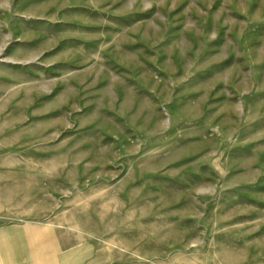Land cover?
<instances>
[{
  "label": "rangeland",
  "instance_id": "1",
  "mask_svg": "<svg viewBox=\"0 0 264 264\" xmlns=\"http://www.w3.org/2000/svg\"><path fill=\"white\" fill-rule=\"evenodd\" d=\"M219 4L0 0V264H264V102Z\"/></svg>",
  "mask_w": 264,
  "mask_h": 264
},
{
  "label": "crops",
  "instance_id": "2",
  "mask_svg": "<svg viewBox=\"0 0 264 264\" xmlns=\"http://www.w3.org/2000/svg\"><path fill=\"white\" fill-rule=\"evenodd\" d=\"M234 3L231 5V0H218L221 4L214 7L218 10L219 6L223 5L222 9L227 15V21L223 22L219 26V31L227 33L226 30H234L239 27L240 47L244 48V66H243V76L237 80H232L228 82L231 86H238V94L240 100L245 104V113H259V103L264 102V36L261 37V32L264 31V0H245L248 3L246 8L244 5L241 6L240 0H233ZM239 17L245 20L241 22L240 26L236 25L235 19L233 17ZM235 20L234 22H232ZM213 39H216L218 35L214 36L211 33ZM236 36V35H235ZM216 37V38H215ZM245 38L242 43L241 38ZM204 47V46H203ZM208 49L211 46L206 45ZM241 135V132H240ZM144 182H136L129 185L117 186V190L120 192L119 195H123L127 198L135 196L138 192H144L145 184ZM120 227L118 221H110L106 229L112 228L113 231Z\"/></svg>",
  "mask_w": 264,
  "mask_h": 264
}]
</instances>
